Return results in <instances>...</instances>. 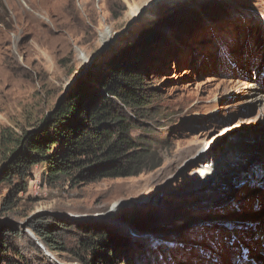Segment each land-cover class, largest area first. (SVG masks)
<instances>
[{
    "label": "rangeland",
    "instance_id": "obj_1",
    "mask_svg": "<svg viewBox=\"0 0 264 264\" xmlns=\"http://www.w3.org/2000/svg\"><path fill=\"white\" fill-rule=\"evenodd\" d=\"M153 1L0 0V133H18L47 115L106 47L75 86L95 87L128 48L124 58L138 59L145 87L155 95L158 114L142 126L162 159L159 168L137 177L75 188L47 185L37 165L10 211L2 210V201L18 176L0 181V241L6 249L0 264L16 251L30 264H80L72 251L84 229L110 232L117 264H264V221L249 228H194L176 239L144 236L156 231L133 226V218H148L153 230L165 233L202 217L264 210V191L255 183L242 185L224 207L193 190L236 132L264 127L263 108L247 95L250 85L264 92V0H168L149 7ZM132 9L140 12L135 18ZM148 28L155 34L142 38ZM106 30L110 36L103 42ZM42 216L71 226L62 235L64 251H49L29 229ZM8 228L21 236L5 234Z\"/></svg>",
    "mask_w": 264,
    "mask_h": 264
},
{
    "label": "trees",
    "instance_id": "obj_2",
    "mask_svg": "<svg viewBox=\"0 0 264 264\" xmlns=\"http://www.w3.org/2000/svg\"><path fill=\"white\" fill-rule=\"evenodd\" d=\"M154 34L148 28L141 37ZM127 52L128 48L119 53L114 66L95 80V87L80 84L59 109L55 110V105L51 108L49 116H36L18 133L8 129L0 133V148L4 149L1 160L9 163L2 182L14 175L19 181L3 199V211H10L17 193L26 190L37 165L42 166V179L47 185L65 183L74 188L100 179L137 177L161 166L153 135L142 126L158 114L153 108L155 95L145 87L138 59L124 58ZM149 220L135 217L133 226L141 229L154 223H146ZM28 227L49 251L65 250L62 235L71 226L42 216L32 220ZM5 232L13 236L22 233L11 228ZM76 242L72 253L78 263L117 264L112 254L116 243L110 232L84 229L77 234ZM4 248L0 241V252H5ZM3 262L30 264L18 251Z\"/></svg>",
    "mask_w": 264,
    "mask_h": 264
},
{
    "label": "water",
    "instance_id": "obj_3",
    "mask_svg": "<svg viewBox=\"0 0 264 264\" xmlns=\"http://www.w3.org/2000/svg\"><path fill=\"white\" fill-rule=\"evenodd\" d=\"M129 26L125 29V31L128 30ZM125 31H122L120 34L117 35V37L121 36ZM107 49L108 48L104 47L102 50L94 54L91 58L89 65L85 68V70L79 72L68 83V85L64 88L63 93L60 95L55 105V110L61 107V105L67 99L68 95L73 91L75 86L82 80L83 77L87 75V73L90 70V66L94 63V61L100 58L106 52ZM47 115L49 116L50 113H48ZM257 145H258L257 143L254 144L253 151H248L243 153V155H241L242 157L241 164L239 168H235V172L232 174L230 183L228 184L229 185L228 188L226 187V189H218L215 192L214 189L211 187H207L206 189H204L205 187H203L204 189L203 191H205V194L207 193V196L210 195V200L213 201L212 203H214V205L221 206L223 203L229 202L232 199H234L237 192L242 187V185L246 183L255 182V179L252 178L255 177L256 174H261L263 176L262 177L263 180L262 182L260 181V184L262 185L264 190V163L261 164V161H263L264 159V146L258 149V152L256 153ZM8 164H9L8 162L5 163L0 169V181H2V179L6 175ZM261 190L262 189L260 188V191ZM263 221H264V210L255 213L253 216L251 215L247 217H241L239 215L237 216L236 214L235 216H226L222 218L209 217V216L202 217L179 226L177 230L168 231L165 233H160L157 232L158 230H153L154 228L157 229L155 223L148 225L149 227L145 226L139 230L145 231L146 229H149L151 227V231H156V232L143 233L144 236L145 235H149L150 237L160 236L162 239H176L182 233L194 228L207 227L213 225L249 228V227L257 226Z\"/></svg>",
    "mask_w": 264,
    "mask_h": 264
},
{
    "label": "bare ground",
    "instance_id": "obj_4",
    "mask_svg": "<svg viewBox=\"0 0 264 264\" xmlns=\"http://www.w3.org/2000/svg\"><path fill=\"white\" fill-rule=\"evenodd\" d=\"M167 1L168 0H155L150 3L149 7H156L157 5ZM149 7H146L141 13L136 9H132L131 16L135 18L139 13L143 16V14L148 11ZM109 36V30L102 32L101 41H106ZM247 95L249 96V101L251 103H256L259 107H261V109L263 108L264 110V92L262 89L256 88L255 85H250L247 90ZM230 140L232 141L227 143L226 147L220 151L216 159L212 161L211 164L205 168V170H203V181L200 180L201 185L193 188V190L196 191L197 195L201 197V199L202 196L205 195V191L203 190L207 187L213 188L215 192L218 189H226V187L228 188V184L230 183L232 174L235 172V168H239L241 164V155H243L245 152L253 151L255 143L258 144L256 147V153L258 152V149L264 146V127L236 132L235 136H232ZM251 140L252 142H250ZM262 163H264V159L261 161V164ZM203 187L205 188L202 190ZM212 202L213 201L210 200L209 195L206 203L214 205ZM229 202L223 203L220 207H224V205L228 204Z\"/></svg>",
    "mask_w": 264,
    "mask_h": 264
}]
</instances>
